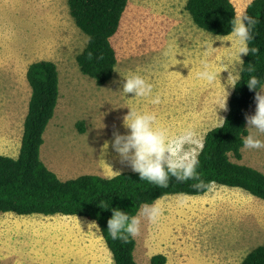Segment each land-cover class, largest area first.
<instances>
[{"label": "rangeland", "instance_id": "374dc122", "mask_svg": "<svg viewBox=\"0 0 264 264\" xmlns=\"http://www.w3.org/2000/svg\"><path fill=\"white\" fill-rule=\"evenodd\" d=\"M185 1L128 0L110 38L115 69L98 85L78 69L76 55L87 37L70 16L67 0H0V151L15 156L19 147L30 94L26 69L38 60L55 62L59 73L60 96L52 118L57 123L49 121L40 157L60 179L131 171L111 147L113 130L127 131L123 117L130 109L153 113L155 123L171 134L192 128L203 142L227 112L215 110V102L226 90L228 109L233 86L227 84L231 79L225 67L232 73L239 68L238 45L231 34L198 28ZM246 1L232 0L236 14L244 11ZM202 61L216 71L214 82L198 78ZM130 73L152 84L149 97L120 92L123 76ZM157 95L160 102L152 104ZM254 110L255 102L247 113ZM241 150L239 160L231 159L264 173V149ZM155 202L164 211L155 222L142 218L135 237L138 264H151L154 254H162L164 264H240L248 251L264 243V201L241 188L213 183L199 196L166 195ZM1 213L0 264H114L99 230L89 231L87 218ZM21 216L46 221L36 227L15 225ZM80 220L86 223L77 225ZM70 221H78L77 226Z\"/></svg>", "mask_w": 264, "mask_h": 264}, {"label": "trees", "instance_id": "16d2710c", "mask_svg": "<svg viewBox=\"0 0 264 264\" xmlns=\"http://www.w3.org/2000/svg\"><path fill=\"white\" fill-rule=\"evenodd\" d=\"M128 0H67L69 14L87 40L76 55L79 71L93 78L98 85L107 82L117 63L116 51L110 38L118 30ZM184 9L193 23L215 35L231 34V21L236 9L231 0H186ZM259 23L253 29L254 39L248 47L258 52L244 54L243 69L228 98V110L220 127L209 129L199 149L198 172L212 184L237 187L264 201V173L235 162L242 153V137L247 135L244 114L254 103L255 90L250 91L246 81L255 75L264 83V0H253L244 11ZM92 53L89 59L88 53ZM251 64L254 72L248 73ZM58 70L51 60L31 62L26 69L30 94L22 124V135L15 157L0 153V213L17 215H75L95 221L114 264H138L134 257L135 238L127 243L113 240L107 232V220L112 208L135 215L141 205L174 194L201 195L207 190L192 187L194 180L183 183L174 179L167 187H157L139 180L130 170L105 177L81 174L60 179L41 160L43 134L55 113L59 99ZM220 123V124H221ZM219 124V125H220ZM78 125V123H77ZM79 129H83L79 122ZM102 206V207H101ZM107 207V208H103ZM151 264H164L162 254H154ZM240 264H264V243L246 253Z\"/></svg>", "mask_w": 264, "mask_h": 264}, {"label": "clouds", "instance_id": "9594fccd", "mask_svg": "<svg viewBox=\"0 0 264 264\" xmlns=\"http://www.w3.org/2000/svg\"><path fill=\"white\" fill-rule=\"evenodd\" d=\"M253 0H248L251 5ZM259 23L258 19L249 16L245 11L235 15L231 21V36L238 45L236 55L239 57V68L235 73L228 69L227 81L231 79L229 86H235L240 81L239 72L244 71L241 54H256V47H248V42L254 39L253 29ZM213 41V40H212ZM231 43L233 41H230ZM212 44V42H211ZM89 59L92 53H88ZM254 66L249 64L248 73L254 72ZM198 78L212 83L217 78L216 71L210 69L206 61H202L201 70L197 73ZM122 90L120 92L132 93L133 97H149L153 92V86L142 75L130 73L123 76ZM250 91L255 90V110L252 114L245 113V129L247 135L242 137V144L245 149H264V83L255 76L250 75L246 81ZM228 92L216 100L217 108L227 111ZM160 102L159 96L151 99L152 104ZM156 117L151 112H136L132 109L123 117V127L127 130L120 132L113 130L111 147L118 155L121 163H126L132 172L137 173L139 180L147 181L157 187H167L169 181L176 182L196 181L192 187L197 190H210L212 182H205L198 172L199 152L203 143L198 133L192 128H186L176 134H171L166 127L158 126ZM222 123L218 125L220 127ZM107 147V144H106ZM119 172V171H117ZM102 207V206H101ZM107 208V207H103ZM164 209L158 202L141 205L135 215L119 208L111 209V216L107 220V232L113 240H121L127 243L129 238H135L140 234L142 218L149 222H155L163 213ZM89 231L99 230L95 221L87 224Z\"/></svg>", "mask_w": 264, "mask_h": 264}, {"label": "crops", "instance_id": "0c3cea01", "mask_svg": "<svg viewBox=\"0 0 264 264\" xmlns=\"http://www.w3.org/2000/svg\"><path fill=\"white\" fill-rule=\"evenodd\" d=\"M232 1V0H231ZM233 3V2H232ZM248 3V1H246L245 3H244V7L246 6V4ZM234 4V3H233ZM234 6H235V4H234ZM235 9H236V6H235ZM59 96H60V89H59ZM59 100V99H58ZM58 104V103H57ZM26 112V111H25ZM55 114H56V109H55V113H54V115H53V117H55ZM25 115V114H24ZM52 117V118H53ZM52 118H51V120H52ZM24 119V118H23ZM51 123H53V125H55L57 122H55V120H52V122ZM23 124V123H22ZM21 135H22V131L20 132V135H19V145H20V140H21ZM19 148V147H18ZM18 148H17V151H16V154H15V156L17 155V153H18ZM0 153L1 154H3L1 151H0ZM6 155V154H5ZM15 156H12V157H15ZM57 175V174H56ZM58 176V175H57ZM225 188V187H224ZM245 191V190H244ZM248 193V192H247ZM251 195V194H250ZM193 196H196V195H193ZM199 196V195H198ZM3 214H5V213H0V216L1 215H3ZM31 215H38V214H31ZM40 215H42V214H40ZM56 215H59L60 217L61 216H65V215H60V214H55L54 216H56ZM16 216H19V215H17L16 214ZM45 216H53V215H45ZM69 216V215H68ZM71 217H73V218H77L76 216H71ZM44 219H46V218H43V216H21V217H19L18 218V220H17V222L15 223V225H17V224H20V225H25V226H34V227H36L37 225H40V224H43V222L44 221H46V220H44ZM44 220V221H43ZM79 222H81V220L79 221ZM66 223H68V222H66ZM70 223H71V225L73 226V227H75V226H77V225H79V226H83L86 222H81V224H77L78 223V221H70ZM77 224V225H76ZM33 228V227H32ZM44 229V228H43ZM83 232V231H82ZM47 234L49 235L50 234V232H47Z\"/></svg>", "mask_w": 264, "mask_h": 264}]
</instances>
